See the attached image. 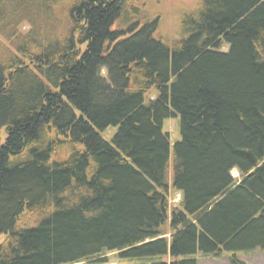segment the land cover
<instances>
[{"label": "trees", "instance_id": "1", "mask_svg": "<svg viewBox=\"0 0 264 264\" xmlns=\"http://www.w3.org/2000/svg\"><path fill=\"white\" fill-rule=\"evenodd\" d=\"M65 1L0 0V264L264 252V0L172 40L145 0Z\"/></svg>", "mask_w": 264, "mask_h": 264}, {"label": "rangeland", "instance_id": "2", "mask_svg": "<svg viewBox=\"0 0 264 264\" xmlns=\"http://www.w3.org/2000/svg\"><path fill=\"white\" fill-rule=\"evenodd\" d=\"M146 12L149 16H157V34L167 39H177L181 34V21L185 15H192L200 9L201 0H145ZM67 8H69L68 0L65 1ZM27 27H24L26 30ZM227 48H224L226 51ZM116 132V129L111 128L106 133L102 134V137L106 141H110L112 134ZM164 132L168 133L171 139V147L180 141V119L170 118L164 123ZM170 174V173H169ZM232 175L238 178L237 171H233ZM171 183V179H170ZM180 199V195L172 191L170 192V203L175 206ZM6 239L5 235H0V244ZM238 264H264V252L257 250L253 252H241L235 254ZM107 258L109 262L106 264H143L139 260H124L117 257V254H108ZM198 264H234L232 262V254L223 252L220 257H208L198 252L192 257ZM141 262V263H140Z\"/></svg>", "mask_w": 264, "mask_h": 264}, {"label": "crops", "instance_id": "3", "mask_svg": "<svg viewBox=\"0 0 264 264\" xmlns=\"http://www.w3.org/2000/svg\"><path fill=\"white\" fill-rule=\"evenodd\" d=\"M234 171H237V170H234ZM237 174H238V177H239V173H238V171H237Z\"/></svg>", "mask_w": 264, "mask_h": 264}]
</instances>
